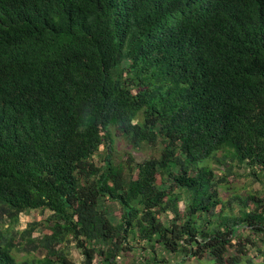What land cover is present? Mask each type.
<instances>
[{
    "label": "trees",
    "instance_id": "16d2710c",
    "mask_svg": "<svg viewBox=\"0 0 264 264\" xmlns=\"http://www.w3.org/2000/svg\"><path fill=\"white\" fill-rule=\"evenodd\" d=\"M210 162L264 187V0H0V264L18 234L32 264H264V196Z\"/></svg>",
    "mask_w": 264,
    "mask_h": 264
},
{
    "label": "rangeland",
    "instance_id": "374dc122",
    "mask_svg": "<svg viewBox=\"0 0 264 264\" xmlns=\"http://www.w3.org/2000/svg\"><path fill=\"white\" fill-rule=\"evenodd\" d=\"M112 135L114 139V145H113V158L116 162V164L120 163H125L128 162L129 156H132L133 159L135 160L136 163H142L146 159L152 157L155 155V152L144 146L140 149H135L132 146H130L127 141L119 134L116 132L115 129H112ZM102 152V150H101ZM95 161L97 164H100V158L99 156H95ZM211 169L214 170L215 174L218 175V177H223L227 176V182L230 190H221V196L225 199H227L229 196L234 195V194H239L241 196L245 195H252V196H259L263 197L264 196V187L261 182H256L254 181V177L251 175L249 171L244 168H236L234 170V173L229 175L226 173V169L223 167L217 168V165L214 162H210L208 164ZM107 208L110 211L112 215L120 214V208L116 203H111L108 202ZM181 208H183L181 206ZM51 215L50 212L48 211H39V210H32L27 212L26 214H21L20 215V222L18 224V227L16 228L19 232L24 231L27 229L30 223H39L42 225L44 221L49 218ZM42 226L45 227V224ZM39 232H37L34 237H38ZM17 240H19L17 243V248H20L22 251H18L16 249L14 251V254L16 255V258L20 264L24 263H34L36 260L43 258L45 255V251H42L40 249H35L34 245H27L26 242H24V239L22 238L21 234L17 235ZM22 244L23 246H21ZM139 257V256H138ZM170 260L174 262H178V264H213L212 261H201L197 262L195 260L187 259L186 262L184 263L181 260V257H178L177 259H174L172 255H169ZM70 258L73 260L74 264H82L83 263V257L81 254L77 251L76 247L74 245L71 246L70 249ZM136 258L135 252H130L128 256L120 257L119 260L120 264H131L133 259Z\"/></svg>",
    "mask_w": 264,
    "mask_h": 264
}]
</instances>
